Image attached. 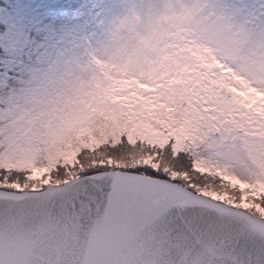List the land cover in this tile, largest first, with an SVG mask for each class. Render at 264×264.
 Here are the masks:
<instances>
[{
    "label": "snow or ice",
    "instance_id": "obj_1",
    "mask_svg": "<svg viewBox=\"0 0 264 264\" xmlns=\"http://www.w3.org/2000/svg\"><path fill=\"white\" fill-rule=\"evenodd\" d=\"M0 264H264V0H0Z\"/></svg>",
    "mask_w": 264,
    "mask_h": 264
}]
</instances>
